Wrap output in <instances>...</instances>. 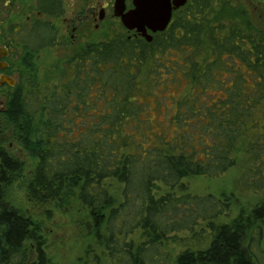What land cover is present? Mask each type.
<instances>
[{
    "label": "trees",
    "instance_id": "trees-1",
    "mask_svg": "<svg viewBox=\"0 0 264 264\" xmlns=\"http://www.w3.org/2000/svg\"><path fill=\"white\" fill-rule=\"evenodd\" d=\"M212 10L149 45L119 37L81 50L62 89L34 74L0 130L31 159L27 198L42 212L9 201L26 162L0 143V264H56L45 226L56 213L81 253L68 264H264V40ZM163 67L182 80L161 79ZM183 82L168 128L154 130L148 97ZM236 166L254 206L232 216L226 194L188 192V178Z\"/></svg>",
    "mask_w": 264,
    "mask_h": 264
},
{
    "label": "flooded vegetation",
    "instance_id": "flooded-vegetation-1",
    "mask_svg": "<svg viewBox=\"0 0 264 264\" xmlns=\"http://www.w3.org/2000/svg\"><path fill=\"white\" fill-rule=\"evenodd\" d=\"M209 2L214 7L221 1L184 0L183 5L175 8L174 0H171V20L165 30L155 32L148 25L141 26L143 31L136 27L129 29L118 16L136 9L134 0H0V115L13 109L18 98L31 96L34 65L41 53L54 52L69 45L77 51L69 60L71 65V60L81 50L119 37L135 42V46L149 45L171 31L182 33L185 22L191 21L198 8ZM209 12L205 14L209 16ZM92 27L104 29L109 38L91 41L89 31ZM80 36H83V42L78 43ZM62 87L59 85V89ZM0 143L5 144L6 139ZM12 146L13 142L8 146L11 152Z\"/></svg>",
    "mask_w": 264,
    "mask_h": 264
},
{
    "label": "rangeland",
    "instance_id": "rangeland-1",
    "mask_svg": "<svg viewBox=\"0 0 264 264\" xmlns=\"http://www.w3.org/2000/svg\"><path fill=\"white\" fill-rule=\"evenodd\" d=\"M69 1V0H67ZM219 3H215L212 13L209 14L208 19L217 20L222 19V23L225 26L237 24L239 27L250 31L253 35L260 36L264 40V0H218ZM218 21V20H217ZM104 29H92L89 31V37L91 41H104L109 38L105 36ZM78 38V43L83 42ZM69 45L64 49H59L52 52H43L40 54L39 60L35 62L34 74L38 77L41 83H54L63 85L68 81L72 71L70 70L69 60L77 52L76 49L70 50ZM162 60V59H161ZM160 60V61H161ZM175 57H165L164 63L173 67L176 63L173 61ZM159 62V61H158ZM155 75L158 77L159 74ZM172 76L168 83L172 82L173 78L178 82L182 80V73L177 69L166 70L163 67L161 79ZM169 85L165 87L164 91L156 92L154 95L148 97L147 102L151 112L149 120L154 122V130L164 131L168 128L169 117L173 115L175 108L171 99H176L182 96L185 92L186 82L182 84ZM11 131L0 130V140L6 139L4 144L6 148H9L11 142L12 152L19 157L22 161L26 162L25 169L21 172L19 178L13 182L8 190V198L11 204L15 207L25 210L27 214L36 213V211L42 212L33 206L27 198V181L32 175V162L19 146H17L12 139ZM147 138H149L147 136ZM151 138L152 143H156V138ZM242 168L236 166L230 169L223 176L218 178H207L203 176L188 178L185 183L188 187V192L195 195H208L213 194L221 196L226 194L233 200L231 215L235 216L240 211V208L247 209L254 206L260 197L252 195H246L239 191L238 180L242 174ZM46 217V215H45ZM55 224V225H54ZM49 234L59 240L54 243V247L51 249V253L55 254L56 264H68L70 261L77 260L81 256L78 244H75V239H70L71 226L69 225L65 216L60 213H56L53 217V221H48L45 225ZM70 228V229H69ZM73 232V230H72ZM76 246V247H75ZM264 250V244L262 245ZM264 257V256H263ZM73 260V261H74Z\"/></svg>",
    "mask_w": 264,
    "mask_h": 264
},
{
    "label": "water",
    "instance_id": "water-1",
    "mask_svg": "<svg viewBox=\"0 0 264 264\" xmlns=\"http://www.w3.org/2000/svg\"><path fill=\"white\" fill-rule=\"evenodd\" d=\"M174 3L176 5L175 8H178L179 5L184 4V0L182 2L181 0H174ZM134 5L136 9L130 13L123 14L122 12L118 14L126 27L129 29H134L136 27L143 31L142 27L148 25V27H151L155 32L166 29L171 20V0H134ZM123 10L122 8V11ZM143 35L148 40H151L146 33H143Z\"/></svg>",
    "mask_w": 264,
    "mask_h": 264
}]
</instances>
